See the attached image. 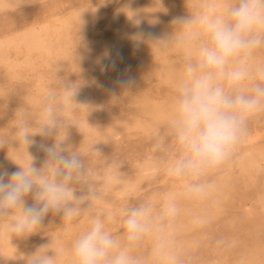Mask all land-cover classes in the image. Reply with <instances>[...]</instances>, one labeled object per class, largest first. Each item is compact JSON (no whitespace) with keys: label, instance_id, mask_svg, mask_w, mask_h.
Here are the masks:
<instances>
[{"label":"rangeland","instance_id":"rangeland-1","mask_svg":"<svg viewBox=\"0 0 264 264\" xmlns=\"http://www.w3.org/2000/svg\"><path fill=\"white\" fill-rule=\"evenodd\" d=\"M216 2L217 11L225 13L233 0L0 3V41L11 40L0 61L14 64L8 73L0 62V138L7 140L0 148V173L10 175L32 158L35 167L43 166L47 154L41 145L51 146L54 137L39 134L41 113L54 94L63 122L57 141L81 154L102 192L78 218L69 222L49 213L42 229L26 238L10 235V219L0 220V264H27L26 257L47 244L59 253L58 264H71L73 241L94 217L121 237L127 208L148 202L158 210L167 199L179 207L165 229L178 264H264V111L248 121L247 136L232 159L208 178L213 187L206 200L188 199L181 182L167 172L168 162L179 154L170 122L188 59L176 21ZM38 33L47 45L51 39L67 44L70 56L63 59L55 50L21 42ZM252 64L253 74L255 65H264V47L254 53ZM68 83L77 89L73 100L64 95ZM21 125L34 134L28 147L16 136ZM250 157L257 159L255 168L246 166ZM76 187L77 195L86 191ZM26 202L33 203L31 196ZM133 255L143 264H159L150 240Z\"/></svg>","mask_w":264,"mask_h":264},{"label":"clouds","instance_id":"clouds-1","mask_svg":"<svg viewBox=\"0 0 264 264\" xmlns=\"http://www.w3.org/2000/svg\"><path fill=\"white\" fill-rule=\"evenodd\" d=\"M176 24L188 59L170 122L179 154L168 162L167 172L181 182L188 199L199 202L211 194L208 178L232 159L246 138L248 121L264 111V65H255L253 74L252 64L254 53L264 47V0H233L225 13L209 4L200 14L180 18ZM76 90L65 84V98L73 100ZM54 100V94L47 97L41 113L39 134L54 137L51 146L41 145L47 154L43 166L35 167L32 158L28 166H19L10 175L0 173V220L10 219V235L16 238L39 232L49 213L70 222L102 195L81 154L66 148L65 140L57 141L63 122ZM33 135L25 125L16 133L27 147L34 142ZM6 143L0 138V148ZM76 185L86 191L77 195ZM29 196L31 205L26 202ZM178 213L173 199L158 210L148 202L133 205L125 210L121 237L113 236L103 219L94 217L88 230L73 241L71 264H143L133 252L147 240L159 264H178L165 231ZM196 222L205 223L199 218ZM58 256L47 244L26 260L27 264H58Z\"/></svg>","mask_w":264,"mask_h":264},{"label":"bare ground","instance_id":"bare-ground-1","mask_svg":"<svg viewBox=\"0 0 264 264\" xmlns=\"http://www.w3.org/2000/svg\"><path fill=\"white\" fill-rule=\"evenodd\" d=\"M8 0H0V3L2 4H7ZM215 6H218L217 2L215 3ZM10 39H6L4 41H0V57H3L4 53L2 51L10 49ZM21 42L25 44L27 48H32V49H38L41 51H51L55 50L58 53V57L60 58H68L70 56V50L69 47L62 46L60 43H57V40L55 43L52 42V39L49 41V45L45 44L46 39L41 35V33H38L37 37H33L32 34L30 35H25ZM7 69L6 71L8 73H11V68L14 65L13 63H10L9 61H0ZM40 84V83H39ZM140 128V127H139ZM142 129V128H141ZM151 129V128H150ZM254 156V155H253ZM246 159V158H245ZM246 162V160H245ZM257 164V159L250 157L249 159L247 158V168H255Z\"/></svg>","mask_w":264,"mask_h":264}]
</instances>
